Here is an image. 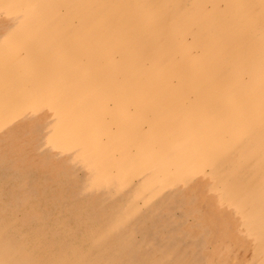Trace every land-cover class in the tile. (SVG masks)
<instances>
[{
  "label": "rangeland",
  "instance_id": "obj_1",
  "mask_svg": "<svg viewBox=\"0 0 264 264\" xmlns=\"http://www.w3.org/2000/svg\"><path fill=\"white\" fill-rule=\"evenodd\" d=\"M0 264H264V0H0Z\"/></svg>",
  "mask_w": 264,
  "mask_h": 264
},
{
  "label": "bare ground",
  "instance_id": "obj_2",
  "mask_svg": "<svg viewBox=\"0 0 264 264\" xmlns=\"http://www.w3.org/2000/svg\"><path fill=\"white\" fill-rule=\"evenodd\" d=\"M25 19V18H24ZM60 34V33H59ZM83 78V77H82ZM86 81V80H85ZM80 110V109H79ZM69 119V118H68ZM170 129V128H169ZM204 160V159H203ZM202 162V161H201ZM204 163V162H203ZM213 172V171H212Z\"/></svg>",
  "mask_w": 264,
  "mask_h": 264
}]
</instances>
